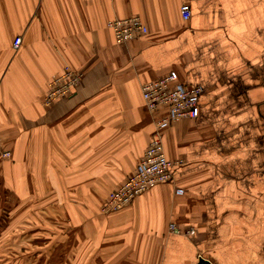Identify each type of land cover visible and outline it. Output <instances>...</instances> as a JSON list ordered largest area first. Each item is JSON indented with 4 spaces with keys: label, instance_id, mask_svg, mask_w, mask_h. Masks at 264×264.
<instances>
[{
    "label": "crops",
    "instance_id": "crops-1",
    "mask_svg": "<svg viewBox=\"0 0 264 264\" xmlns=\"http://www.w3.org/2000/svg\"><path fill=\"white\" fill-rule=\"evenodd\" d=\"M131 16L148 33L117 44L108 23ZM66 67L80 84L45 106ZM170 71L203 88L162 131L183 164L106 212L165 113L141 87ZM0 142V264H264V0H0Z\"/></svg>",
    "mask_w": 264,
    "mask_h": 264
},
{
    "label": "built area",
    "instance_id": "built-area-1",
    "mask_svg": "<svg viewBox=\"0 0 264 264\" xmlns=\"http://www.w3.org/2000/svg\"><path fill=\"white\" fill-rule=\"evenodd\" d=\"M180 15L183 21L191 18L189 4H182ZM108 27L113 31L117 44L123 45L148 33V28L138 16L109 21ZM22 38L17 37L13 46L18 49ZM82 79L81 73L66 67L63 72L53 78L44 95V105L49 107L61 98L72 94ZM143 102L149 113L165 110V113L155 121V131L150 144L140 160L136 171L117 189L113 190L104 206L106 212H116L128 206L138 196L162 183L173 181L174 170L183 164L181 160H168L162 131L182 119H196L199 117V101L203 92L201 86L183 84L176 71H170L160 78L143 84L141 87ZM11 152L0 142V158L9 159ZM169 231L176 234L184 232L175 224L169 226ZM193 230L185 234H193Z\"/></svg>",
    "mask_w": 264,
    "mask_h": 264
},
{
    "label": "rangeland",
    "instance_id": "rangeland-1",
    "mask_svg": "<svg viewBox=\"0 0 264 264\" xmlns=\"http://www.w3.org/2000/svg\"><path fill=\"white\" fill-rule=\"evenodd\" d=\"M37 215H39V214H37ZM0 218L2 220H4L5 222H8L10 220V218H11V214L9 212H7V213L5 212L3 214H0ZM39 220L43 221V218L41 217V218H39ZM42 231H43V229H41V230L39 229V231H37V233H36L37 236H38L39 233L40 234L43 233ZM3 251L5 253H11V252H20V253H30L31 252L32 253V252L35 251L36 254H42L43 251H44V246H43L42 242L39 243V244H35L33 246H29L27 244H23V245H20V246L16 245L14 247H13V245H7V246L4 245L3 246ZM12 263H17V262H12Z\"/></svg>",
    "mask_w": 264,
    "mask_h": 264
},
{
    "label": "water",
    "instance_id": "water-1",
    "mask_svg": "<svg viewBox=\"0 0 264 264\" xmlns=\"http://www.w3.org/2000/svg\"><path fill=\"white\" fill-rule=\"evenodd\" d=\"M198 264H212V263L208 260L203 259V258H199Z\"/></svg>",
    "mask_w": 264,
    "mask_h": 264
}]
</instances>
